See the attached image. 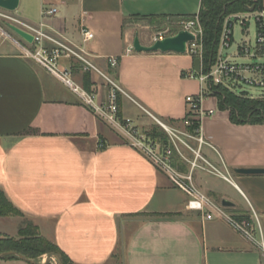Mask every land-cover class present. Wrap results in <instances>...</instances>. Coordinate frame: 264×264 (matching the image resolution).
Returning <instances> with one entry per match:
<instances>
[{
  "label": "crops",
  "instance_id": "crops-1",
  "mask_svg": "<svg viewBox=\"0 0 264 264\" xmlns=\"http://www.w3.org/2000/svg\"><path fill=\"white\" fill-rule=\"evenodd\" d=\"M200 6L201 0H20L12 13L22 29H42L65 47L84 50L98 71L85 65L78 73L72 69L73 57H61L59 70L67 71L75 86L100 103L110 95L111 82L118 85L126 93L120 94L122 118L134 126H144L146 117L168 127L183 123L190 109L187 97L203 91L198 136L208 143L204 150L219 161L230 178L225 183L243 203L224 196L243 210L237 216L256 215L264 226V175L234 172L264 169V124L234 123L230 111L220 109L218 97L209 93L208 82H200L192 54L133 49L138 35L130 28L133 20L184 19L197 15ZM53 8L57 9L53 16L42 15ZM84 29L94 34L88 43L83 41ZM45 46L54 47L49 42ZM220 54L242 60L238 53ZM111 58L118 60L116 68L110 66ZM100 143L105 148H99ZM0 192L23 215L0 217V225H9L0 236L20 239V229L31 224L71 264H118L120 253L123 264H264L260 250L249 240L234 229L236 235L228 237L231 226L226 221L189 217L188 196L169 177L129 146L73 88L4 39Z\"/></svg>",
  "mask_w": 264,
  "mask_h": 264
},
{
  "label": "built area",
  "instance_id": "built-area-1",
  "mask_svg": "<svg viewBox=\"0 0 264 264\" xmlns=\"http://www.w3.org/2000/svg\"><path fill=\"white\" fill-rule=\"evenodd\" d=\"M56 13L57 9L53 8L44 10L42 15L44 17H50ZM250 17L255 18L257 27V38L254 52L252 53V48L244 44L239 47V55L253 59L259 56L264 57V9L256 12L252 16L240 17V19L237 18L235 22L240 21L241 25L247 26ZM234 23L230 24L227 21L224 25V30L220 40V53L223 49L230 47L232 44ZM183 25V30L191 32L196 37L195 42L188 44V53L192 54L196 58H201L203 61V49L201 42H199L202 41L203 31L198 16L192 17L191 19L184 22ZM45 26L46 25L41 24V28H44ZM28 33L35 37L34 44L38 46V50L34 57L39 62V64L46 67L52 74L60 78L69 87L73 88L74 92L80 95L83 102L89 108H91L97 115L103 118L109 125H111L115 130L120 132L125 137L129 146L143 153L159 171L170 176L173 182L192 198L189 201L188 208L205 213V221H212L215 219L226 221L236 232H238L245 239L249 240L260 250L264 262V226L260 223L256 215L254 219L242 216H231L224 212L221 208L214 206V204L206 196L198 193L193 187L189 188L181 184L176 179L178 175L171 165V155L173 153L172 150L167 149L168 147H166L163 154H160L156 147L146 144L138 136L139 133L137 130H135L134 125L130 120H125L119 116V106L117 104L116 92H119L120 94L126 93L118 85L111 82L113 88L110 95L108 96V100L100 103L97 101L95 95L75 86L67 71L62 72L59 70L58 60L61 57H76L87 66V70L91 69L98 71L96 67H94L85 57L87 56V53L84 50L80 49V52L78 53L72 49H69L56 41L42 29H32V32ZM82 36L84 43H88L94 39L93 32L87 29L82 31ZM47 42L52 43L54 47L48 48L45 46V43ZM19 46L23 49L27 56L31 55L29 50L24 48L21 44H19ZM109 64L111 67L116 68L118 66V60L116 58H111L109 60ZM190 77L193 78L195 76L190 75ZM197 77L203 85H206L209 79H216V77H219L220 82L236 94L246 93L243 91L239 93L237 91V88L242 87L241 85L243 84L250 87L264 89V62L239 64L232 61L231 59L225 58L222 54H220L216 64L211 68V70L208 73H204L202 70V73L198 74ZM204 95L205 93L202 91L200 96L187 97V103L190 105L188 116L190 115L192 109H197L200 113V103ZM248 96L251 98L253 97L249 94ZM187 117L184 120L186 126L191 124L190 121L187 120ZM154 120L161 127H163L166 132L169 133V135L172 137V140H181L176 130L164 125L156 118H154ZM197 132H199V130H197ZM198 141L201 146L208 145V143L201 136H198ZM99 148H105V144L100 143ZM194 166H196V164H194ZM224 179L226 181H230V178L227 175H224ZM208 208L210 209L209 212L207 211Z\"/></svg>",
  "mask_w": 264,
  "mask_h": 264
},
{
  "label": "rangeland",
  "instance_id": "rangeland-1",
  "mask_svg": "<svg viewBox=\"0 0 264 264\" xmlns=\"http://www.w3.org/2000/svg\"><path fill=\"white\" fill-rule=\"evenodd\" d=\"M257 7L253 4L247 6L246 11L238 12L233 15H229L225 23L228 21L230 24H233L237 18L240 17H249L255 14L258 11ZM187 19H135L132 21V28L135 34L140 35L143 38V41L146 43V46L153 45L158 40H163L167 37H171L176 35L179 31L183 30V24L186 22ZM9 24H14L20 28H24L22 22L15 17L12 12L5 11L0 9V40L3 39L6 41L7 46H11L18 51H23V49L19 46L21 44L24 48L29 50L31 55L28 57L39 63L35 59V54L37 52V48L34 46L29 45L27 42L22 40L18 35H16L10 28ZM234 31V40L230 47L223 49L222 52L224 55H232L238 53V58L242 59L239 61L246 62V63H263L264 57H257V58H250L239 55V48L240 45H248L252 48V53L254 52V48L256 45V38H257V27L256 21L254 17L249 18V23L247 26L241 25L240 21H236L233 25ZM202 42V41H199ZM238 48V49H237ZM203 49V48H202ZM73 62L72 69H78V73H82L85 65L76 57L71 59ZM234 61V60H232ZM239 61H234L239 63ZM241 64V63H239ZM84 65V66H82ZM96 73V72H95ZM217 80H220L219 77H216ZM222 85V84H219ZM242 87H238L237 91L240 93L241 91L248 93L250 96L257 97L256 99H264V89L257 88V87H250L248 85H241ZM224 87V86H221ZM221 89V88H220ZM224 89V88H222ZM221 89V90H222ZM108 100V97L105 101ZM199 112L197 109H192L190 115L187 117V120L190 121L191 124L188 126L185 123L177 124V125H170V128L176 130L181 138V140L174 139L169 135L166 130L161 127L155 120H152L148 117L144 118V126H134L135 130L138 131L139 137L146 143L151 146L156 147V149L163 154L166 147L167 149L172 150L171 155V165L174 171L177 173L176 179L189 188H194L196 191L204 196H206L216 207L221 208L224 212L231 216L238 217L236 213L240 210L239 208H225L222 206V201L225 198V194L233 198L237 204L241 205L243 200L238 196L235 190L228 184L224 179V175H227L223 168L221 167L218 160L215 158H211V156L204 150L205 145L201 146L198 141V132L194 128V124L192 123L193 119H198ZM191 127V128H190ZM113 128V127H112ZM114 129V128H113ZM115 130V129H114ZM155 133L156 135H161L158 139H153L151 134ZM166 141V142H165ZM199 154V155H198ZM196 164V166H194ZM169 179L172 181L173 185L180 189L170 176L165 174ZM181 190V189H180ZM184 192V191H183ZM185 193V192H184ZM188 196L187 201V215L189 217H194L196 219H200L201 222H204V215L205 213L192 210L188 208L189 201L192 199L187 193ZM208 212L210 209L208 208ZM207 213V212H206ZM251 217V216H249ZM248 218V216H246ZM212 221H222L221 219H215ZM224 223V222H223ZM28 225V224H27ZM27 225L25 227H27ZM31 232L33 228L29 226ZM5 229L6 231L9 229V225L4 226L0 225V230ZM225 232V229H224ZM228 237H232L236 235L233 232V228L230 227L227 232ZM240 235V234H239ZM1 238V236H0ZM2 240L0 239V242ZM4 241V240H3ZM5 248L0 244V255L5 254L8 252H3ZM47 254H34V257L31 259L37 263L42 264H59V261L56 258L51 259L48 261ZM54 254V253H51ZM121 253L116 256V261L118 264H123ZM0 263L7 260V255H3L0 257ZM12 261H19L20 260H12ZM48 261V262H47ZM68 264H71L68 262Z\"/></svg>",
  "mask_w": 264,
  "mask_h": 264
},
{
  "label": "trees",
  "instance_id": "trees-1",
  "mask_svg": "<svg viewBox=\"0 0 264 264\" xmlns=\"http://www.w3.org/2000/svg\"><path fill=\"white\" fill-rule=\"evenodd\" d=\"M253 4L257 9H263V0H201L198 16L203 31L202 48L203 61L202 70L208 73L216 64L220 49V40L224 30L225 20L229 15L244 12L247 6ZM256 9V10H257ZM189 16L184 19H191ZM143 19V18H141ZM162 19H171L163 17ZM222 84V83H221ZM90 80L85 74V88L90 91ZM224 86V87H221ZM224 88V89H221ZM208 91L218 97L220 109L229 110L231 119L236 124H264V99H253L246 93L236 94L225 85L216 84L214 79L208 80ZM117 93V104L119 106V116L121 113L120 93ZM194 128L199 130L200 119H193ZM191 128V127H190ZM161 135L151 134L153 139H158ZM166 142V141H165ZM23 216L22 213L9 201L5 193L0 192V217ZM31 224L21 228L19 231L20 239L9 236H1L3 252H16L32 259L34 254L54 253L61 257L64 264L69 260L58 246L42 238L35 232L28 230ZM32 227V226H31ZM33 228V227H32ZM4 240V241H3ZM1 253V252H0ZM7 260H21L13 254L7 255ZM70 263V262H69Z\"/></svg>",
  "mask_w": 264,
  "mask_h": 264
},
{
  "label": "water",
  "instance_id": "water-1",
  "mask_svg": "<svg viewBox=\"0 0 264 264\" xmlns=\"http://www.w3.org/2000/svg\"><path fill=\"white\" fill-rule=\"evenodd\" d=\"M20 5V0H0V9H3L8 12H15ZM9 28L18 35L22 40L27 42L28 44L32 45L34 44L35 37L28 33L27 31L23 30L22 28L14 25L9 24ZM196 41L195 35H193L189 31L181 30L176 35L167 37L163 40L156 41L151 46L143 45L140 41L139 35H136L133 42V49L137 53H161V54H178V55H184L188 53V44L193 43ZM194 68L197 74L202 73V59L196 58L194 62ZM236 174L239 175H264V169H236L234 171ZM222 206L225 208H233L235 207V204L229 200L224 199L222 201ZM15 255L18 256L22 261H25L30 264H42L37 263L27 257H25L22 254L16 253V252H8L3 255ZM56 258L59 261V264H64L61 257L57 254H49L48 255V261L51 259ZM47 261V262H48Z\"/></svg>",
  "mask_w": 264,
  "mask_h": 264
}]
</instances>
